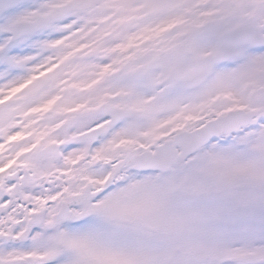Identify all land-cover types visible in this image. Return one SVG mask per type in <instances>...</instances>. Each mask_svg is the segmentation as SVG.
<instances>
[{
  "label": "snow or ice",
  "instance_id": "snow-or-ice-1",
  "mask_svg": "<svg viewBox=\"0 0 264 264\" xmlns=\"http://www.w3.org/2000/svg\"><path fill=\"white\" fill-rule=\"evenodd\" d=\"M0 264H264V0H0Z\"/></svg>",
  "mask_w": 264,
  "mask_h": 264
}]
</instances>
